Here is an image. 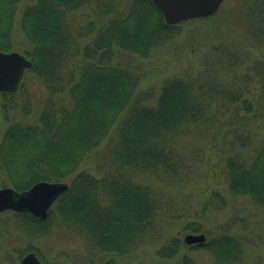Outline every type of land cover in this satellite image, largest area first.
Returning a JSON list of instances; mask_svg holds the SVG:
<instances>
[{
  "label": "trees",
  "instance_id": "16d2710c",
  "mask_svg": "<svg viewBox=\"0 0 264 264\" xmlns=\"http://www.w3.org/2000/svg\"><path fill=\"white\" fill-rule=\"evenodd\" d=\"M179 27L167 25L152 0H33L26 5L0 0V49L12 51L18 29L31 45L23 50L32 62L28 74L47 91L37 123L11 121L1 134L0 172L18 192L41 181L71 178L47 218L5 211L20 229L46 235L59 223L82 236L91 255H111L100 264H119L116 257L161 239L166 205L153 186L137 178L174 184L189 180L194 165L182 151L185 139L210 134L230 112L229 104L252 113L241 90L219 88L208 77H172L158 91L140 90L141 76L116 64L119 51L148 57L169 43ZM247 30L264 46V0L251 6ZM233 59L227 63L235 68L239 57ZM20 92L0 93V116L6 120L13 111L29 113L31 100L20 102ZM111 135V171L98 177L79 170ZM249 137L239 135L241 149L252 146ZM225 169L230 193L264 210V136L255 156L235 152L225 159ZM212 196L215 203H224L218 192ZM185 229L202 230L198 224ZM181 244L173 238L157 255L172 259ZM197 247L212 257L211 264H248L246 246L230 234L190 245ZM180 264L200 263L185 255Z\"/></svg>",
  "mask_w": 264,
  "mask_h": 264
},
{
  "label": "rangeland",
  "instance_id": "374dc122",
  "mask_svg": "<svg viewBox=\"0 0 264 264\" xmlns=\"http://www.w3.org/2000/svg\"><path fill=\"white\" fill-rule=\"evenodd\" d=\"M32 1L22 0V4ZM254 1L224 0L212 17L181 23L174 38L146 58L117 52L116 64L141 76L140 90L158 91L172 77L186 80L208 77L219 88L241 90L252 103V113L241 110L239 104H229L230 112L210 134L185 139L182 151L194 165L189 180L174 184L145 175L137 178L153 186L164 200L165 232L159 241L139 248L134 254L116 257L119 264H180L185 255L200 264H211L212 257L203 248L191 249L184 242L186 235L193 233L185 229L188 224L200 225L202 230L193 234H204L207 240L222 234L237 237L246 246L247 263L264 264V210L249 198L230 193L225 169V159L235 152L241 151L247 158L255 156L264 136V46L256 43L247 30L248 13ZM14 40L12 51L25 55L24 48L31 45L18 29ZM238 57L235 68L228 66L227 62ZM27 74L18 98L22 102L21 99L29 97L32 107L29 113L10 112V120L1 115L0 136L11 121L26 124L38 121L47 91L35 76ZM239 135H250L252 146L241 149ZM113 141L111 135L86 158L79 170H89L98 177L110 172ZM70 179L63 182L69 183ZM6 185L8 181L0 172V189L11 187ZM213 192L224 198L223 204L214 202ZM4 212L0 214V264H21L22 257L32 252L43 264H90L91 258L93 264H100L112 258L107 254L91 255L86 240L59 223L46 235H30L17 226L12 214ZM173 238L182 242L179 255L172 259L159 258L158 249Z\"/></svg>",
  "mask_w": 264,
  "mask_h": 264
},
{
  "label": "water",
  "instance_id": "95a60500",
  "mask_svg": "<svg viewBox=\"0 0 264 264\" xmlns=\"http://www.w3.org/2000/svg\"><path fill=\"white\" fill-rule=\"evenodd\" d=\"M162 14L167 25H176L194 18H207L214 15L224 0H152ZM32 62L18 52L0 50V93L11 94L20 88L25 73ZM68 189L63 182H38L29 190L17 192L11 187L0 189V213L6 210L28 212L45 219L52 204ZM185 242L189 245L204 244L203 234H188ZM21 264H43L35 253L26 254Z\"/></svg>",
  "mask_w": 264,
  "mask_h": 264
}]
</instances>
